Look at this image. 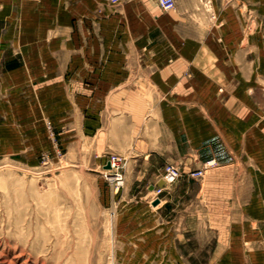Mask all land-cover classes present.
I'll use <instances>...</instances> for the list:
<instances>
[{"label":"crops","instance_id":"0c3cea01","mask_svg":"<svg viewBox=\"0 0 264 264\" xmlns=\"http://www.w3.org/2000/svg\"><path fill=\"white\" fill-rule=\"evenodd\" d=\"M36 103L145 164L148 191L215 159L198 188L217 226L183 235L216 237L203 264H264V0H0V116Z\"/></svg>","mask_w":264,"mask_h":264},{"label":"rangeland","instance_id":"374dc122","mask_svg":"<svg viewBox=\"0 0 264 264\" xmlns=\"http://www.w3.org/2000/svg\"><path fill=\"white\" fill-rule=\"evenodd\" d=\"M73 114L36 103L0 116V264H203L216 237L183 234L217 226L201 220L198 182L206 176L190 175L212 167L205 168L209 160L184 174L165 164L163 173L176 168L183 184L160 209V195L142 182L146 165L129 163L104 136L76 137ZM112 158L119 168H107ZM115 171L124 177L120 187L111 180ZM255 177L263 179L264 173ZM203 240L209 243L203 246Z\"/></svg>","mask_w":264,"mask_h":264},{"label":"built area","instance_id":"2783aa9c","mask_svg":"<svg viewBox=\"0 0 264 264\" xmlns=\"http://www.w3.org/2000/svg\"><path fill=\"white\" fill-rule=\"evenodd\" d=\"M112 3H117L118 0H110ZM158 4L159 6L165 10V11H170L176 8V0H158ZM110 164L112 169H116L119 168V161L116 158H112L110 160ZM216 164V160H209L206 164H205V168L208 166H213ZM166 177H169V181L176 179L177 177L180 176V173L178 172V170L174 167L168 166L167 170H166ZM191 176H202L203 175V170H198V171H194L190 174ZM114 179L112 180V183H114V185L116 187H120L124 184V177L121 174V172L119 171H115L114 172ZM168 181V182H169ZM164 190V187H157L154 192H156V195H160Z\"/></svg>","mask_w":264,"mask_h":264},{"label":"water","instance_id":"95a60500","mask_svg":"<svg viewBox=\"0 0 264 264\" xmlns=\"http://www.w3.org/2000/svg\"><path fill=\"white\" fill-rule=\"evenodd\" d=\"M110 167H111V165H110V164H107V168H110ZM164 183H165V181L162 179L161 182H159V183H157V184H154V185L150 186V190H153L155 187L163 186ZM158 201H159L158 199L155 200L154 204H157Z\"/></svg>","mask_w":264,"mask_h":264},{"label":"bare ground","instance_id":"6f19581e","mask_svg":"<svg viewBox=\"0 0 264 264\" xmlns=\"http://www.w3.org/2000/svg\"><path fill=\"white\" fill-rule=\"evenodd\" d=\"M110 178H111V177H110ZM113 179H114V177L111 178V180H113ZM169 179H170V178H169V177H166V175H165L164 180H165L166 182H168Z\"/></svg>","mask_w":264,"mask_h":264}]
</instances>
